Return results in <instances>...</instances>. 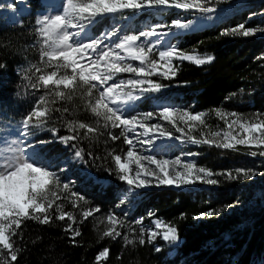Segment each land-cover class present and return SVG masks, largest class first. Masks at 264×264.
Instances as JSON below:
<instances>
[{
	"label": "snow or ice",
	"instance_id": "1",
	"mask_svg": "<svg viewBox=\"0 0 264 264\" xmlns=\"http://www.w3.org/2000/svg\"><path fill=\"white\" fill-rule=\"evenodd\" d=\"M224 2L58 0L49 14L35 19L40 63H32L24 69L23 80L26 83L23 87L35 92L42 88L44 94L39 96L19 123L0 131V264H18L22 247L17 246L14 237L23 239L21 230L25 221L45 226L62 222L63 232L74 245H78L77 238L82 236L81 225L101 212L98 206L83 208L82 205L88 203L87 198L72 190V182L61 179L65 165H69L70 170L72 162H84L85 150L80 146L81 141L92 143L106 135L105 143H115L123 137V144L128 146L123 155L115 154V149L108 151L106 157L88 152V158L93 163L102 160L107 164L110 158L114 168L106 167L105 170L109 174L114 172L126 186L121 190L123 198L119 199L116 207L122 206L129 197L139 198L142 190L151 186L178 189L196 184L215 186L219 180L214 176L224 175L227 180L235 181L264 175L245 169H237L235 174H222L193 162H183L181 157L170 159L142 155L137 148V144L143 147L154 144L155 140L167 139L230 151H239L242 147L252 157H264V113L241 114L215 107L211 111L223 122V127L213 128L206 122L208 113L193 112L172 104L159 105L158 111L136 112V102L168 87L151 79L153 76L172 80L179 65L185 61L197 67L214 62V55H200L195 50L190 54L161 38H177L183 33L200 31L206 26L205 22L220 18L216 16L217 5ZM25 3L26 0H19V5ZM8 7L13 11L19 10L15 4ZM173 12L177 18L170 22L157 21L130 34L125 31L124 22L133 17L165 16ZM181 15L186 18L181 19ZM98 26L106 30H101L98 35L91 34ZM258 34H264V25L246 27L240 23L222 30L219 35L249 38ZM257 59L264 61V55ZM3 67L6 65L0 64V68ZM123 73L131 74V77L118 79ZM76 97L85 111L95 118L94 123L65 118L66 113L74 115L79 106L72 109L54 107L63 101L71 102ZM0 110L6 109L0 106ZM53 113H59V116L53 117ZM54 119L63 123L67 134L61 136L56 127L47 128ZM152 120L166 122L180 135L175 136L171 129L159 122L148 123ZM46 128L52 133L51 141L32 139L37 130ZM116 129L120 130L119 134L114 131ZM197 132L199 135L194 134ZM57 141L68 149L69 156L48 157L37 152L40 144ZM172 147L174 145L162 146L164 150ZM187 155L196 156L198 153L190 151ZM84 175L101 191L107 190L104 181L92 177L90 173ZM258 199L264 201V191ZM65 202L71 205L72 210H78L79 216L75 211L66 210ZM237 206L238 202L221 210L209 209L195 214L193 218L218 217ZM184 215L181 214L182 217ZM151 223L155 230L145 229L141 224L139 234L132 238L130 234L135 233V228L130 227L129 234L122 233L120 228L124 226V221L109 213L105 219L98 220L97 227L106 224L99 239L116 241L122 238L125 247L137 243L140 246L151 244L158 237L173 247L181 243L177 226L155 218ZM154 250L161 251L158 247ZM109 255V248L104 247L95 256V264H103ZM233 264L239 262L234 261ZM261 264H264V259Z\"/></svg>",
	"mask_w": 264,
	"mask_h": 264
},
{
	"label": "trees",
	"instance_id": "2",
	"mask_svg": "<svg viewBox=\"0 0 264 264\" xmlns=\"http://www.w3.org/2000/svg\"><path fill=\"white\" fill-rule=\"evenodd\" d=\"M31 14L20 24L13 26L0 25V110L8 117L21 119L27 108L21 100L24 88L21 85L24 69L33 58V47L36 39L33 12L40 6V0H29ZM246 10H233L223 18L211 23L196 33L186 34L181 38V49L189 52L195 50L200 55H214L213 63L197 67L183 62L179 65L174 79L164 81L182 94L191 111H206L220 107L224 110L236 111L241 114L254 112L264 113V61L258 60L260 51L264 50V40L259 38L223 37L220 32L244 23L246 27L264 25V17L247 18ZM99 30L96 32L98 33ZM32 64V63H31ZM30 64V65H31ZM65 106L72 109L74 115L70 120L92 123L88 119L78 97L73 101H63L54 107ZM18 114V115H17ZM68 115L67 113L65 116ZM59 116V113L53 117ZM62 123L53 120L49 125L59 128ZM63 135V133H59ZM106 135L100 136L95 142L81 141L85 150L86 168L98 179L110 181L106 191L89 184L77 189L78 194L87 198L86 208L98 206L100 213L94 214L83 225L82 236L74 245L68 235L63 232L62 222L53 225H39L34 221H25L22 226L23 239L14 237L17 246L22 247L18 264H95V256L104 247H108L110 255L103 264H239L261 263L264 259V206L251 212L241 211L222 213L218 217L194 219L195 214L209 209L221 210L236 201L241 192L234 182L219 180L216 187L197 192L175 191L167 188H153L145 192L136 206L127 213L115 211L119 201L118 191L125 185L113 172L109 174L106 167H113L110 158L105 164L102 160L95 163L88 158L91 151L95 156L106 157L116 143L108 141ZM204 153L198 163L210 168L216 167L221 172L230 171V159L238 167H249L257 159L247 158L240 152H229L214 147H202ZM124 152V149H123ZM115 154H117L115 152ZM245 187V186H244ZM248 188V187H247ZM66 210H72L67 204ZM73 211V210H72ZM114 213L124 221L120 228L122 233L129 234V228L135 238L141 224L145 229L152 219H160L178 227L181 243L173 256L167 254L162 242L146 243L140 246L125 247L122 238L112 241L108 238L100 240L106 224L97 227L99 219ZM79 216V213H76ZM181 214H185L183 217ZM139 221L140 223H137ZM241 226V228H240ZM227 233L228 238L222 235ZM158 247L160 252L154 249Z\"/></svg>",
	"mask_w": 264,
	"mask_h": 264
},
{
	"label": "rangeland",
	"instance_id": "3",
	"mask_svg": "<svg viewBox=\"0 0 264 264\" xmlns=\"http://www.w3.org/2000/svg\"><path fill=\"white\" fill-rule=\"evenodd\" d=\"M58 2V0H40V6L37 8V10H34L33 14V20L35 24V19L42 17L43 15H47L49 14L53 8L55 7V4ZM9 4H15L18 7V11H13V9L9 8L8 5ZM218 7V12L216 14V16L220 17L219 19L223 18L224 15H226V13H230L233 10H238V11H242V10H246L247 12V18H255V17H264V0H225L224 3H221L219 5H217ZM31 5L29 4V0H26V3L21 6L19 5V0H0V25L2 26H13V25H18L21 23V21L24 18H28V15L31 14ZM253 13H255L256 15H252ZM11 14H15L18 15L16 16L14 19H11ZM177 18L175 15V12H173L172 15H165V16H159V15H155V16H143V17H133L132 20L130 21H125V31L129 32V34L131 32L134 31H138L139 29H144L146 25H152L157 21H166V22H170L172 19ZM181 19H185L186 17L184 15L180 16ZM219 19H215V21L219 20ZM214 22H205L206 26L210 25L211 23ZM231 28V27H230ZM99 30V32L101 30H106V29H102L101 27H97L95 29V31L91 34L94 35H98V33H96ZM189 34V33H188ZM185 36V35H183ZM183 36H180L179 38H173L170 43L176 44L179 46V48L181 49L182 46V41L181 38ZM35 42H34V47H33V58L30 61L31 63H36L39 64V44L36 43V41L38 40V37L35 36ZM253 38H261L264 40V34H258L256 36H253ZM162 39V38H161ZM163 41V40H162ZM188 53H193L192 51H189ZM264 55V50L260 51L259 56ZM258 56V57H259ZM186 63H189L187 61H185ZM30 63V64H31ZM131 63L136 64L137 62L132 61ZM179 63V62H177ZM30 64H28V66H30ZM27 66V67H28ZM42 66V65H41ZM51 69H46L45 71H50ZM39 75V74H37ZM131 74H127V73H123L120 74L119 78H130ZM151 79H153L154 81H158V82H162L164 84V81H168V80H163L162 78L158 77V76H153ZM24 83H26V81L23 80V77H21V85L19 87L24 88V93H23V97H22V101L23 104H25V106L29 109L33 106L34 102L39 98L40 95L44 94V90L41 88V90L39 92H35L34 90L30 89V88H25L23 87ZM164 104H172L175 107H179L181 109H189L191 110L190 106H187V103L183 97L182 94H179L172 86L168 85V87L164 88L160 93L158 94H149L148 98L146 99H142L138 102H136V112H147V111H153V110H157L158 111V106L159 105H164ZM206 112V111H204ZM88 119L92 120V123H94V117L91 116V113L88 112ZM208 113V112H206ZM56 114V113H54ZM209 115L205 118L207 124L212 125L213 128L216 127H223V122L220 121L218 118L215 117L214 112L212 113H208ZM18 115V114H17ZM66 119L70 120L69 115L65 116ZM22 119V118H21ZM21 119H18L16 116L13 117H8L5 114L0 112V131L4 130L5 128L8 127H12L14 126L16 123H19L21 121ZM161 123L162 125H165L167 128L171 129L170 125H167L166 122L164 121H157V120H152V121H148V123ZM60 127L57 128L56 126L53 125H47V128H51V127H56L59 131V133H63V135L67 134L66 129L63 126V123H60ZM183 126V125H181ZM47 128L43 131L37 130V134L35 135V137H33L32 139H34L35 141H41V140H48L51 141L52 139V133L50 131L47 130ZM205 131H207V129H204ZM117 134H119V129L114 130ZM171 131L173 132V134L175 136H179L180 133L175 132L174 129H171ZM196 135H199V132L194 133ZM62 135V136H63ZM130 136H132L133 134L129 133ZM113 143V142H112ZM117 144V146H113V149H115V152L117 154H121L123 155L124 152H126L127 150V145L123 144V137H121L120 140L115 142ZM163 145H174V147H172L170 150H164L162 148ZM202 147L204 146H194L191 144H182L179 142V140H155V143L152 145H144L143 147H141L139 144H137V148L139 149L140 153L142 155H155L158 158L163 156L164 158H170V159H175L176 157H181L183 162H193L195 164H197L198 166L201 167H206L210 170H212L213 172H219V173H225V172H232L233 174H235L237 169H245V170H255L258 173H264V157H252L251 155L247 154V150L243 149L242 147H240L239 151H230V150H224V151H229V152H240L243 153V155H245L247 158H251V159H257V161L253 164V166H249V167H238L234 164V161L232 158L230 159V164H231V170L230 171H223L221 172L219 169H217L216 167L210 168L207 165H202L198 163V159L201 155H203L204 153H202L203 149ZM215 148V147H214ZM124 149V152H123ZM222 150V149H221ZM196 152L198 153V155L196 156H188L187 153L189 152ZM37 152L40 153L41 155L44 156H48V157H56L57 155L60 156H64L67 157L70 155L68 149L62 145L60 142H48V143H44V144H40L37 147ZM134 167V165H133ZM69 165H65V172H63L61 174V179L62 181L65 182H72L74 184L73 187V191H77V189L79 187H84V185H95L91 180L87 179L85 177V173H90L91 172L86 168L85 162H72L70 165V170H68ZM92 177H94L93 174H91ZM220 179H222V181H226V182H234L236 183L237 186L239 185H244L243 188H239L238 189V193L239 195L236 198V201L233 202L232 204H236L238 202L239 206L237 207H233L228 209L227 211H224L222 213H233V212H241V211H247V212H251V211H255L257 209H259L260 207L264 206V201H261L258 199V197L260 196L261 192L264 191V175H257L255 177H253L251 180H247L244 178H241L239 180H235V181H230L227 180L225 178L224 175H220L219 176ZM215 178V176L213 177ZM105 182V186L109 185L110 181L106 180V179H99ZM96 186V185H95ZM215 186H209V185H201V184H196L195 186H184L181 188H175L172 186H160V187H156V186H151L147 189L142 190L143 194L137 198V199H132V197H129V200H126L124 202V204L120 207H117L115 209V211H119V212H123V213H127L130 210L129 209H133L137 202L139 200H141L143 198V196H145V192L153 189V188H167V189H172L175 191H186V192H199L205 189H210V188H214ZM126 187V186H125ZM124 187V188H125ZM248 187V188H247ZM118 199H122L123 196L121 194V190L118 191ZM131 201V202H129ZM68 203L65 202V205H67ZM230 204V205H232ZM228 206V205H227ZM226 206V207H227ZM83 208H86V204L82 205ZM225 207V208H226ZM66 208V206H65ZM76 213H79L78 210H73ZM152 221V220H151ZM150 221V222H151ZM241 228V226H240ZM147 229H154V225H152V223H150V225L147 227ZM223 239L228 238V234L225 233L222 235ZM162 242L164 245V247H166L167 249V254L169 256H173L176 252V248L178 247H173L168 245L165 241H163L162 237H158L155 241L153 242ZM181 241V239H180ZM256 264H261V263H256Z\"/></svg>",
	"mask_w": 264,
	"mask_h": 264
},
{
	"label": "bare ground",
	"instance_id": "4",
	"mask_svg": "<svg viewBox=\"0 0 264 264\" xmlns=\"http://www.w3.org/2000/svg\"><path fill=\"white\" fill-rule=\"evenodd\" d=\"M11 16V19H14L16 16H18V15H15V14H11L10 15ZM173 31H175V30H173ZM186 34H188V33H183L181 36H183V35H186ZM179 38V37H178ZM164 39H167L169 42L173 39V37H168V38H162V40H164Z\"/></svg>",
	"mask_w": 264,
	"mask_h": 264
},
{
	"label": "water",
	"instance_id": "5",
	"mask_svg": "<svg viewBox=\"0 0 264 264\" xmlns=\"http://www.w3.org/2000/svg\"><path fill=\"white\" fill-rule=\"evenodd\" d=\"M206 27V26H205ZM201 29H204V27L203 28H201ZM189 33H191V32H189Z\"/></svg>",
	"mask_w": 264,
	"mask_h": 264
}]
</instances>
